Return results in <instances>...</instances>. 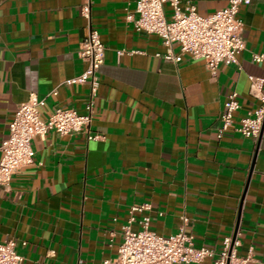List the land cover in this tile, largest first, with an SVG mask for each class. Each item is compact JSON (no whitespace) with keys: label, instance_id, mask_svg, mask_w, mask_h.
<instances>
[{"label":"crops","instance_id":"0c3cea01","mask_svg":"<svg viewBox=\"0 0 264 264\" xmlns=\"http://www.w3.org/2000/svg\"><path fill=\"white\" fill-rule=\"evenodd\" d=\"M138 1L0 0V147L31 96L45 100L43 121L58 108L85 114L89 84L67 82L86 70L79 52L91 28L106 48L91 126L101 138L33 140L35 164L0 187V243L18 242L24 264H100L117 257L132 217L135 231L148 216L166 237L185 217L196 248L220 254L235 236L240 257L264 264V125L256 140L234 128L217 137L230 94L237 123L259 106L249 78H264L252 61L264 54V0L240 8L246 50L215 73L187 55L165 60L162 41L126 21ZM183 1L207 17L230 0ZM144 204L151 210L132 211Z\"/></svg>","mask_w":264,"mask_h":264},{"label":"built area","instance_id":"2783aa9c","mask_svg":"<svg viewBox=\"0 0 264 264\" xmlns=\"http://www.w3.org/2000/svg\"><path fill=\"white\" fill-rule=\"evenodd\" d=\"M251 0H230L229 5L214 14L202 17L196 7L183 0H139L129 11L126 21L139 34L158 37L167 49L165 60L180 63L184 56L205 62L215 73L222 65H238L237 56L246 50L242 35L243 23L238 18L239 10L248 6ZM82 16L91 19V4L82 7ZM178 48V52L175 51ZM106 48L97 30L90 29L81 44L79 56L86 64L80 76L68 84H89L90 93L85 114L73 109L58 108L47 121L41 119L40 108L45 100L31 96L18 106L9 133L0 147V187H9L13 176L21 169L35 164L32 142L45 138L50 132L59 136L85 134L88 141L99 140L101 136L91 130L98 99V74L104 64ZM255 64H264V54H252ZM251 93L259 102L258 108L237 123L235 113L240 110L237 93L227 97L221 114V128L218 139L232 128L247 139H258L264 125V78L250 77ZM56 94V90L52 92ZM150 205L136 206L133 212H148ZM179 231L171 236H159L150 229V218L144 217L140 228H132L134 217L123 227V239L118 247L117 257L100 264H204L213 259L214 264H250L251 257L238 255V241L224 240V249L215 254L207 248H196L185 232L188 219L182 217ZM23 246L26 244L23 243ZM19 243L7 240L0 243V264H24V258L17 252Z\"/></svg>","mask_w":264,"mask_h":264},{"label":"water","instance_id":"95a60500","mask_svg":"<svg viewBox=\"0 0 264 264\" xmlns=\"http://www.w3.org/2000/svg\"><path fill=\"white\" fill-rule=\"evenodd\" d=\"M235 239H236V237L234 236L233 240H235Z\"/></svg>","mask_w":264,"mask_h":264}]
</instances>
